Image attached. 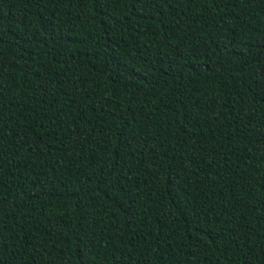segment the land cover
I'll return each mask as SVG.
<instances>
[{
	"label": "trees",
	"instance_id": "obj_1",
	"mask_svg": "<svg viewBox=\"0 0 264 264\" xmlns=\"http://www.w3.org/2000/svg\"><path fill=\"white\" fill-rule=\"evenodd\" d=\"M0 264H264V0H0Z\"/></svg>",
	"mask_w": 264,
	"mask_h": 264
}]
</instances>
